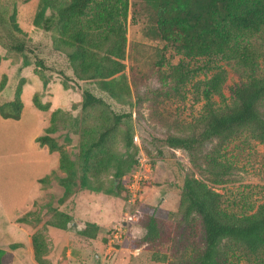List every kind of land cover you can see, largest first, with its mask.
<instances>
[{
  "label": "rangeland",
  "instance_id": "rangeland-1",
  "mask_svg": "<svg viewBox=\"0 0 264 264\" xmlns=\"http://www.w3.org/2000/svg\"><path fill=\"white\" fill-rule=\"evenodd\" d=\"M7 2L16 3L18 20L22 11L21 24L33 50L23 56L0 44V82L3 77L6 82L0 103L14 97L22 78L25 100L20 119L0 114V237H4L0 245L9 247L7 251L16 248L11 237L42 233L47 254L62 251L58 261L47 258L49 264H194L204 248L203 228L197 214L185 218L181 189L185 176L217 188L225 206L236 213L255 212L264 202V141L253 126L229 141L215 138L193 151L165 143L169 135L189 136L196 130L208 101L204 89L209 79L226 71L222 93L211 96L214 108L224 109L234 104V88L248 79V68L237 61L186 57L178 47L154 35V9L147 0H129L127 18L122 3L117 13L126 29V68L109 78L122 82L114 88L117 96L113 97L102 89L100 78L78 80L64 52L54 48L51 33L33 25L38 0H0ZM253 40L259 47L264 42L259 37ZM180 63L192 69L183 77L175 71ZM84 89L104 103L83 108ZM36 98L48 108L40 109ZM260 108L264 111V102ZM115 114L125 117L105 145L93 149L100 133L114 123ZM40 118L55 126L51 135L60 150L69 154L70 163H75L78 176L67 189L61 182L66 171L59 166L41 181V192L28 209L39 189L36 177H43L56 162L33 137ZM54 153L60 157L59 151ZM142 155L151 158L153 176L135 204L139 213L128 227L129 237L111 248V231L125 220L128 209L125 186ZM210 155L223 167L214 169L207 158ZM99 161L101 171L96 166ZM208 167L221 175L211 174ZM151 215L159 220L161 233L156 243L147 244L142 239ZM61 222L66 223L65 229L59 226ZM86 227L93 236L82 234ZM221 247L230 251L232 261L264 264V254H251L231 240Z\"/></svg>",
  "mask_w": 264,
  "mask_h": 264
},
{
  "label": "trees",
  "instance_id": "trees-1",
  "mask_svg": "<svg viewBox=\"0 0 264 264\" xmlns=\"http://www.w3.org/2000/svg\"><path fill=\"white\" fill-rule=\"evenodd\" d=\"M154 9V35L171 43L189 58H204L210 61H237L248 68V79L234 88L235 102L217 110L212 105L211 96L222 93L227 79L226 71L217 72L206 82L204 89L207 103L196 130L189 136L169 135L165 143L170 148L193 151L200 144L215 138L222 141L233 139L242 129L253 126L264 141V42L259 47L254 37L264 41V0H147ZM123 4L127 18L129 0H39L33 25L46 33H51L54 48L64 52L68 66L78 80L99 79L104 91L116 97L114 89L122 82L109 79L126 68L127 36L117 13ZM27 32L17 19L16 3H0V44L9 51L23 56L31 50ZM63 45L70 47H62ZM62 48H66L65 50ZM41 63H43L41 61ZM192 69L180 63L175 71L181 77ZM67 78V75L62 73ZM109 79V80H108ZM184 80V79H183ZM24 78L20 80L14 97L0 103V114L4 118L20 119L24 109L22 90ZM6 86L5 77L0 82V92ZM40 109L48 108L35 99ZM104 103V99L90 89L83 90V108L87 109ZM55 113V112H54ZM53 113V114H54ZM124 115H114V123L106 127L93 144V149L101 148L120 125ZM52 124L45 133L37 137L41 146L51 152L59 151L60 167L66 171L61 178L63 185L78 176L75 163H70L69 154L60 150L51 133ZM129 143L132 135H128ZM214 169L219 165L212 155L207 156ZM211 158V159H210ZM103 163L96 166L101 171ZM228 167L224 166V170ZM208 172L220 176L221 172L208 167ZM223 170V171H224ZM222 171V172H223ZM118 178L121 172L117 173ZM49 176V175H47ZM47 176L41 178L45 181ZM86 179V176L84 177ZM220 182L221 179H214ZM185 204V218L197 214L203 228L204 248L196 255L194 264H240L232 261L229 252L221 245L231 240L245 247L251 254H264V202L252 213H236L224 204L223 194L213 186L195 176L187 175L181 185ZM126 192V186H125ZM59 226L66 228V223ZM94 229H97V225ZM147 231L142 241L156 243L161 233L160 222L151 215L146 224ZM83 235L93 236L92 229L85 228ZM35 258L39 264L47 261L48 247L42 233L32 236ZM13 252L0 248V264H13ZM262 261L264 256L261 257ZM240 259V257H239Z\"/></svg>",
  "mask_w": 264,
  "mask_h": 264
},
{
  "label": "built area",
  "instance_id": "built-area-1",
  "mask_svg": "<svg viewBox=\"0 0 264 264\" xmlns=\"http://www.w3.org/2000/svg\"><path fill=\"white\" fill-rule=\"evenodd\" d=\"M153 176V163L151 158L144 155L139 157L136 168L129 174L128 181L126 183V197L128 203V209L125 213V220L116 225L111 231L109 236V245L111 248L113 245H122L124 241L129 237L128 227L137 220L139 213V207L135 204L139 202L142 196L143 190L148 180ZM136 207V208H134ZM136 209V210H134Z\"/></svg>",
  "mask_w": 264,
  "mask_h": 264
},
{
  "label": "crops",
  "instance_id": "crops-1",
  "mask_svg": "<svg viewBox=\"0 0 264 264\" xmlns=\"http://www.w3.org/2000/svg\"><path fill=\"white\" fill-rule=\"evenodd\" d=\"M39 1V0H38ZM37 6V4H36ZM36 7L34 6V11H33V14H32V17L34 19V15H35V12H36ZM21 12L19 10V13H18V18H19V24L20 26L25 30V28L23 27V25L21 24ZM27 31V30H26ZM24 96V94H23ZM24 101V107H25V100L23 99ZM48 126V123L45 122V120H42L40 118V121H39V124L36 128V131L34 133V139L36 140L37 137L39 135H41L44 131H45V128ZM39 143V142H37ZM42 148H44L45 150H47L48 154L50 157H55L56 158V162L54 164H52L46 171L45 176L51 174L55 169H57L59 166H60V162H59V157L55 155L54 152H51L49 150V148L47 146H42ZM41 175L40 176H37L36 177V181L38 183V192H36L29 200V204H28V209H31V207L33 206V204L35 203L36 201V197L38 195V193L41 192V178H43ZM40 195V194H39ZM21 216V214H18V216H16V219L18 220V218ZM15 220V221H17ZM14 221V223H16ZM12 238V241L10 240V242L12 244H15L16 245V251L15 249H13V253L15 254V258L17 259V262L16 260H14V264H39L38 261L36 260L35 258V252H34V247H33V240H32V236H29V237H11ZM2 240H4V237H0V241L2 242ZM0 242V243H1ZM0 248L3 249V250H8L9 247H6L5 245L1 246L0 245ZM62 251H60L59 253H56V254H47V258H51L53 259L54 261H58V259H61L62 258Z\"/></svg>",
  "mask_w": 264,
  "mask_h": 264
}]
</instances>
